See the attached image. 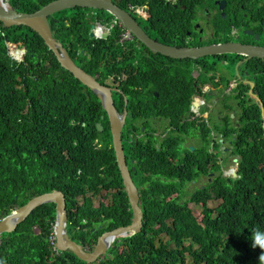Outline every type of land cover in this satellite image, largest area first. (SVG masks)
<instances>
[{
    "label": "trees",
    "instance_id": "trees-1",
    "mask_svg": "<svg viewBox=\"0 0 264 264\" xmlns=\"http://www.w3.org/2000/svg\"><path fill=\"white\" fill-rule=\"evenodd\" d=\"M52 1L9 0L21 14L33 13ZM155 5V0L149 2L152 16L157 14ZM101 13V25L111 21L109 50H121L119 34L124 30L112 26L116 21L110 14ZM161 15L146 35L159 36L171 45L161 33L183 32L187 19L184 13L175 15L164 26ZM66 31L61 23L59 32ZM18 33L34 34L26 28L1 29L0 33V221L37 197L59 192L65 200L69 240L92 251L99 237L129 226L132 220L106 113L91 91L61 77L58 64L31 73L25 64L14 63L8 48L19 42L20 37L10 39ZM89 50L92 57L94 50ZM34 58L29 53L27 60ZM251 63L247 66L256 74L264 112V74ZM122 89L126 93L127 86ZM243 117V134L222 137L231 141L228 154L238 159V177L209 184L212 195L206 191L184 194L194 177L186 175L187 167L169 161L179 153L178 137L166 136L157 147L151 145L153 141L130 142L143 231L115 242L106 257L93 264H259L261 250L251 247L250 237L254 229L264 230V130L257 105L247 107ZM95 123H101L105 131L98 133ZM123 138L124 148L128 147V135L124 133ZM95 139L105 147L97 150ZM101 199L110 204L99 203L95 208L92 200ZM210 202L220 205L215 212L205 210L199 222L189 205L206 207ZM55 222L56 207L44 206L16 231L3 234L0 264H86L70 252L53 251L49 239Z\"/></svg>",
    "mask_w": 264,
    "mask_h": 264
},
{
    "label": "flooded vegetation",
    "instance_id": "flooded-vegetation-1",
    "mask_svg": "<svg viewBox=\"0 0 264 264\" xmlns=\"http://www.w3.org/2000/svg\"><path fill=\"white\" fill-rule=\"evenodd\" d=\"M112 2L128 13L145 34L153 30L159 12L164 26L171 23L170 17L184 13L186 30L161 33L171 45H166L168 41L161 42L159 36L151 39L146 35L162 46L195 49L240 43L264 48V0H155L157 14L154 16L149 14L147 0ZM101 11L104 10L70 9L50 16L48 23L53 41L61 46L77 70L98 84L119 91L113 93V101L120 117L126 113L122 134L128 135L129 142L124 151L126 149V165L138 198L140 188L136 186L138 180L133 166L136 161L130 155V142L142 140L144 144H151L153 141L151 145L157 147L166 136L178 137L180 145L178 155L170 156L169 161L174 166L187 167L186 175L194 177L184 194L206 191L212 195L213 191L207 186L219 178L228 180L226 166L235 165L237 159L228 154L231 141L226 142L222 137L243 134L246 108L256 104V99L260 100V85L257 86L256 74L247 64L252 62L255 71L263 75L264 60H246L232 54L199 60L171 59L152 54L128 32L119 34L121 50L110 51L112 35L107 30L108 25H101ZM61 23L66 25V32H59ZM112 26L121 28L117 22ZM1 29H4L2 25L0 33ZM19 37V42H13L10 48H16L14 51L21 56L26 71L40 72L58 64L53 52L38 36L18 33L10 39ZM89 47L94 50L92 57ZM29 53L31 58L35 55L33 63L27 60ZM228 66H233L234 74L226 69ZM57 68L61 69L59 64ZM59 70L54 69V72ZM61 70V77L69 84L74 82L84 87L72 73ZM124 85L126 93L122 89ZM196 101L197 107L194 106Z\"/></svg>",
    "mask_w": 264,
    "mask_h": 264
},
{
    "label": "water",
    "instance_id": "water-1",
    "mask_svg": "<svg viewBox=\"0 0 264 264\" xmlns=\"http://www.w3.org/2000/svg\"><path fill=\"white\" fill-rule=\"evenodd\" d=\"M6 0H0V25L4 29L26 28L34 35L38 36L44 43L45 47L52 51L61 69L73 74L79 83L91 91L101 104L106 117L109 121L112 148L115 154L117 166L124 185V193L126 195L129 210L132 214V220L129 226L121 227L109 233H105L96 241V245L92 251L83 249L79 244L69 240L66 234V209L63 194L54 192L46 194L31 200L26 206L14 210L7 217L0 221V236L2 234H10L24 224L33 212L44 206L55 205L56 222L54 225L55 250L58 253L70 252L77 260L93 264L102 260L108 254L109 249L115 242L123 239L138 236L143 231L142 212L139 209V198L137 190L132 182L130 172L126 165V156L124 153L122 131L125 124L126 113L120 117L114 106L113 93H119L118 90H112L98 84L93 78L77 70L70 59L65 54L60 45L53 41L48 19L50 16L61 13L70 9H94L104 10L110 14L113 19L121 25L130 35H132L138 44L149 50L152 54H159L171 59L181 60H199L206 57L221 56L225 54L239 55L245 57L246 60L259 59L264 60V48L244 45L240 43H229L224 45H212L201 48H174L157 44L151 41L139 24L132 17L116 6L112 0H55L43 6L39 10L30 14H21ZM250 33V32H248ZM258 38L256 37V40ZM10 50V47L8 48ZM21 58V56H20ZM14 63L21 64L22 58L14 60ZM255 97V96H254ZM256 99V98H255ZM262 121V129L264 130V112L261 102L256 99V104ZM195 107L198 106L196 101ZM97 132H103V126L99 123L95 124ZM234 171H230L226 175L237 178L238 159L234 160ZM134 171L133 168H131ZM227 177V176H226Z\"/></svg>",
    "mask_w": 264,
    "mask_h": 264
},
{
    "label": "clouds",
    "instance_id": "clouds-1",
    "mask_svg": "<svg viewBox=\"0 0 264 264\" xmlns=\"http://www.w3.org/2000/svg\"><path fill=\"white\" fill-rule=\"evenodd\" d=\"M6 1H8V3L10 4V2H9V0H6ZM5 1V2H6ZM148 2H151V1H153V0H147ZM139 5H141V4H139ZM148 6H149V4H148ZM42 8V7H41ZM138 11L141 13L142 11H140V7H138ZM64 12V11H63ZM149 14H150V10H149ZM144 16H146V13H145V15ZM120 27H121V29L122 30H124V32H126L127 33V31L120 25ZM42 43H43V41H42ZM16 55H17V53H16V51H14V50H9L8 49V57L12 60V61H14V60H18V58L20 57V56H18L17 55V57H16ZM19 61V60H18ZM59 64V63H58ZM79 82V81H78ZM87 89V88H86ZM88 90V89H87ZM102 117V119H101V121H103L104 123H105V116H101ZM107 119V118H106ZM107 121H108V119H107ZM96 124V123H95ZM99 124H101V123H99ZM102 125V124H101ZM108 125H109V121H108ZM103 126V125H102ZM104 128V127H103ZM109 132H110V126H109ZM103 131H105V128L103 129ZM123 132V131H122ZM98 133H102V132H98ZM125 133V132H124ZM110 135H111V133H110ZM123 135L124 134H122V141H123V146H124V141H126L125 140V138H123ZM112 138V137H111ZM97 140V142H94V144L96 145V147H97V150H101V149H103L104 147H105V145L101 142V140H99V139H96ZM111 142H112V140H111ZM125 153V152H124ZM235 168V167H234ZM230 177H228V179H229ZM187 195H189V194H187ZM127 200V199H126ZM55 206V205H54ZM66 209V208H65ZM140 209V208H139ZM142 212V211H141ZM66 219H67V217H66ZM3 235V234H2ZM1 235V236H2ZM0 236V237H1ZM49 241L51 242V244H52V246H53V251H55V252H57L56 250H55V247H54V245H55V240H54V229H53V234H52V236L50 237V239H49ZM250 241H251V247H253V248H259L260 250H261V254L259 255V257H258V261H259V264H264V230H260V229H254L253 230V232H252V234H251V237H250ZM58 253V252H57Z\"/></svg>",
    "mask_w": 264,
    "mask_h": 264
},
{
    "label": "rangeland",
    "instance_id": "rangeland-1",
    "mask_svg": "<svg viewBox=\"0 0 264 264\" xmlns=\"http://www.w3.org/2000/svg\"><path fill=\"white\" fill-rule=\"evenodd\" d=\"M110 22H111V21L106 22V23H104L102 26H106V25H108V23H110ZM249 34H251V33H249ZM242 38L247 39V38H245V37H243V36H242ZM249 38H250V37H249ZM249 40H251V39H249ZM226 69H228V71H229L230 73H233V74H234L233 66H228V67H226ZM234 167H235V165H231V164L229 163V165L226 166V174L229 173L230 171H234ZM226 176H227V178H228V175H226ZM229 177H231V176H229ZM186 199H188V197H187ZM92 202H93V206H94L95 208H98L99 203H103L105 206H108V205H109V201H108L107 199L92 200ZM219 205H220L219 203H216V202H210L209 204H207L206 207H202V206L197 207V206H195V205H189V209L192 211L193 216H194L199 222H201V220H202V218H203L202 213H203L205 210H209V211H214V212H215V211L217 210V208H218Z\"/></svg>",
    "mask_w": 264,
    "mask_h": 264
}]
</instances>
